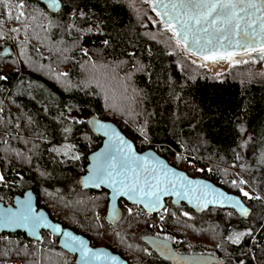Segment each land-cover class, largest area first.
<instances>
[{
	"label": "trees",
	"instance_id": "1",
	"mask_svg": "<svg viewBox=\"0 0 264 264\" xmlns=\"http://www.w3.org/2000/svg\"><path fill=\"white\" fill-rule=\"evenodd\" d=\"M59 1L51 11L38 0H0V200L30 189L53 221L129 264H172L144 235L170 240L178 253L264 264V73L239 77L177 48L145 0L144 11L129 0ZM91 118L116 123L137 149L178 169L209 166V180L240 196L248 216L169 201L156 225L160 213H131L123 199L107 215V191L81 180L102 141ZM16 260L75 264L49 233L39 241L0 233V264Z\"/></svg>",
	"mask_w": 264,
	"mask_h": 264
},
{
	"label": "water",
	"instance_id": "2",
	"mask_svg": "<svg viewBox=\"0 0 264 264\" xmlns=\"http://www.w3.org/2000/svg\"><path fill=\"white\" fill-rule=\"evenodd\" d=\"M44 3L51 11H56L61 7L59 0H38ZM150 9L156 14L161 23L166 26L168 17L164 15L165 9L158 0H145ZM162 3H180V0H162ZM170 11V10H169ZM186 9L177 8L175 13L183 19ZM159 13V15H158ZM256 15H260L259 12ZM194 25L193 31L202 28H212L207 24L195 25L194 21H188ZM171 23L175 24V21ZM219 25V22L217 23ZM256 32H259V26H253ZM251 32L252 30L249 29ZM203 40L207 39V34L200 32ZM176 40V38H175ZM202 40V43H203ZM191 41V36H190ZM261 43L260 36L253 33V38L249 41V48L239 47L235 42L222 41L215 44L213 50L220 52H234L242 55L246 52L259 51ZM183 49V48H182ZM184 50V49H183ZM197 51L194 57L199 58L205 64H212V60H204L202 55H208L207 51L200 52L198 48H190L187 53L192 55V51ZM6 48L4 53H7ZM254 51V52H255ZM89 124L96 135L101 137L102 141L99 147L91 152L88 158V164L84 174L81 177L83 187L93 191L104 189L108 193L107 215L115 212L117 203L120 199L128 204L139 207L147 214H157L162 211L166 202L170 201L174 206L185 205L198 214L206 211L208 208L231 209L240 218H246L249 214V208L244 204L240 196L223 190L208 179L193 177L186 171L178 169L171 165L163 156L155 150L148 148L139 150L134 142L121 131L119 126L109 120L91 118ZM147 169V171H145ZM112 174V178L108 177ZM104 179L101 181L100 177ZM138 178V180H137ZM150 183L159 182L160 195L157 203L152 204L155 198L143 197L139 194H131L128 187L133 182H138L144 186V181ZM147 190V188H145ZM245 210H247L245 214ZM29 214L40 217V223L33 225L19 219L20 216ZM22 232L30 240L39 241L43 233H49L58 238V246L67 253L75 257V264H129L118 253L113 252L105 246H93L90 241L82 234L64 227L62 224L53 221L48 213L39 208L36 203V196L32 190L28 189L23 194L15 195L12 202L5 204L0 201V233ZM70 238H75V245L69 243ZM143 241L150 249L161 259L167 260L172 264H226L217 257L208 254H185L178 253L174 249L173 243L156 235H144ZM82 242V245L79 243ZM82 248L91 249L92 253H99V258H82Z\"/></svg>",
	"mask_w": 264,
	"mask_h": 264
},
{
	"label": "snow or ice",
	"instance_id": "3",
	"mask_svg": "<svg viewBox=\"0 0 264 264\" xmlns=\"http://www.w3.org/2000/svg\"><path fill=\"white\" fill-rule=\"evenodd\" d=\"M55 2V0H53ZM162 7L165 9L164 15L168 17L169 23L166 24L168 31L172 32L173 38H176V47L183 48L185 52L189 51L190 48H198L200 52L207 51L208 55H202L201 58L204 60L216 61L218 59H224L231 61L234 52H220L213 50L215 44H219L222 41L235 42L239 47L249 48V41L253 38V33L256 36H260L261 43L259 51L264 58V0H180V3H162ZM23 7V4L20 5ZM186 9L184 16H187V20L183 19L179 14L172 15L176 12L177 8ZM170 10V11H169ZM259 12L260 15H256ZM159 15V13H158ZM23 16V13H20ZM20 16L16 19L19 20ZM175 21V24L171 23ZM188 21H194L195 25L207 24L212 28H202L193 31L194 25ZM219 22L220 26H217ZM254 25L259 26V32H256ZM249 29L252 31L250 32ZM16 31V29H13ZM200 32L207 34V39L203 40L200 36ZM191 36V41H190ZM203 40V43H202ZM255 51V48H252ZM197 51H192V55H197ZM3 79V77H0ZM147 171V169H145ZM108 177L112 178V174L108 173ZM101 181L104 179L100 177ZM0 180L3 177L0 176ZM138 180V178H137ZM147 188V190H145ZM160 184L159 182L150 183L144 181V186H140L138 182H133L128 187L129 193L135 195L139 194L143 197H154L152 204H155L159 200L160 195ZM248 196V193H243ZM247 210H245L246 214ZM19 219L30 222L33 225L40 223V217L29 214H24ZM244 233H239L234 239L233 243H239V239ZM69 243L75 245V238H70ZM82 245V242H79ZM91 254L92 258H99V253H92L91 249L82 248V258L89 257Z\"/></svg>",
	"mask_w": 264,
	"mask_h": 264
},
{
	"label": "rangeland",
	"instance_id": "4",
	"mask_svg": "<svg viewBox=\"0 0 264 264\" xmlns=\"http://www.w3.org/2000/svg\"><path fill=\"white\" fill-rule=\"evenodd\" d=\"M129 1H130L131 6L137 11H139V10L144 11L145 9H148L147 7H144V6L142 7L141 0H129ZM147 6L149 7V5H147ZM161 25H163V24L161 23ZM7 27L11 28V25L8 24ZM258 53H260V51H258V52L257 51H255V52L250 51V52H246L242 55H237V57H233V59L231 61L224 60V59H218V60L214 61L212 64H214L218 67H223L224 71H225V69H230V70L238 69V71L235 73L239 77L248 78V77H252V76H260V75H263V73H264V58H262V55L259 56ZM215 74L219 75L220 72H215ZM72 113L74 116L85 117L84 115H82L78 111L72 112ZM131 130L136 131L137 126L132 127ZM191 165L192 164H190V167L188 168V170H184V171H186L191 176H195L194 173H192L193 170H191V167H193L194 165H192V166ZM194 170H195V168H194ZM241 192L245 193L247 191L245 189H242ZM248 196H249V193H248ZM3 202L5 204H7V203H10L12 201H11V198H6L5 201H3ZM165 212L166 211H164V213ZM164 213H163V215H160L158 217V219H156V222H155L156 225L158 223H160V220L163 218ZM96 215H98V214H96ZM16 261H18V260H16ZM6 263H12V262H5L4 264H6ZM19 264H20V262H19Z\"/></svg>",
	"mask_w": 264,
	"mask_h": 264
},
{
	"label": "built area",
	"instance_id": "5",
	"mask_svg": "<svg viewBox=\"0 0 264 264\" xmlns=\"http://www.w3.org/2000/svg\"><path fill=\"white\" fill-rule=\"evenodd\" d=\"M121 131H122V129H121ZM194 168H195V170H194ZM191 170H193L192 173H194V175H195L193 177H201V178L208 179V180L213 177L212 170L210 169L209 166H204L202 164H198V165H196V167L195 166L191 167ZM213 180H215L214 177H213ZM168 202L169 201L166 202L165 208L162 211L159 212L160 215H163V211L166 209ZM137 208L138 207L132 205V206L129 207V212L132 213ZM149 215H151V214H148V216ZM6 264H19V262L18 261H14L12 263H6Z\"/></svg>",
	"mask_w": 264,
	"mask_h": 264
},
{
	"label": "flooded vegetation",
	"instance_id": "6",
	"mask_svg": "<svg viewBox=\"0 0 264 264\" xmlns=\"http://www.w3.org/2000/svg\"><path fill=\"white\" fill-rule=\"evenodd\" d=\"M94 246V245H93ZM224 263V262H223Z\"/></svg>",
	"mask_w": 264,
	"mask_h": 264
}]
</instances>
